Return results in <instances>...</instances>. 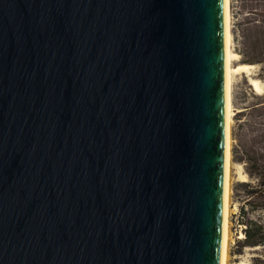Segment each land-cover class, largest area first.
Wrapping results in <instances>:
<instances>
[{
	"label": "water",
	"instance_id": "95a60500",
	"mask_svg": "<svg viewBox=\"0 0 264 264\" xmlns=\"http://www.w3.org/2000/svg\"><path fill=\"white\" fill-rule=\"evenodd\" d=\"M224 161V0H0V264H220Z\"/></svg>",
	"mask_w": 264,
	"mask_h": 264
},
{
	"label": "rangeland",
	"instance_id": "374dc122",
	"mask_svg": "<svg viewBox=\"0 0 264 264\" xmlns=\"http://www.w3.org/2000/svg\"><path fill=\"white\" fill-rule=\"evenodd\" d=\"M230 19L231 48L240 56L233 65L254 68L249 74H233L231 83L228 264H251L253 257L259 260L256 264H264V244L257 249L239 244L247 221L264 226V0H230ZM249 79L262 84L260 93L253 91ZM238 166L245 182L238 180Z\"/></svg>",
	"mask_w": 264,
	"mask_h": 264
},
{
	"label": "bare ground",
	"instance_id": "6f19581e",
	"mask_svg": "<svg viewBox=\"0 0 264 264\" xmlns=\"http://www.w3.org/2000/svg\"><path fill=\"white\" fill-rule=\"evenodd\" d=\"M230 0H224V89H225V161H224V184H223V224H222V242H221V256L220 264H228L229 254L228 246L230 241L229 229V215H230V201H229V185L231 174V153H230V125L233 117V109L231 102V83L233 74L248 73L254 68L252 65L237 63L240 56L231 48L232 32L230 24ZM250 86L255 93L262 91V84L258 80L249 79ZM241 166H238L239 181L245 182V175L241 173ZM241 238H244L241 234ZM237 264H248L246 261H240Z\"/></svg>",
	"mask_w": 264,
	"mask_h": 264
},
{
	"label": "trees",
	"instance_id": "16d2710c",
	"mask_svg": "<svg viewBox=\"0 0 264 264\" xmlns=\"http://www.w3.org/2000/svg\"><path fill=\"white\" fill-rule=\"evenodd\" d=\"M245 186V184H243ZM256 193L255 191L251 190V194ZM245 229L243 230V241L241 247H251L256 248L258 246H262L264 244V226L260 223L247 221L245 223ZM257 257H253L251 259V264H256L258 262Z\"/></svg>",
	"mask_w": 264,
	"mask_h": 264
}]
</instances>
